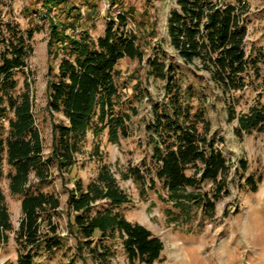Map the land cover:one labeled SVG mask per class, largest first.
<instances>
[{
  "label": "trees",
  "instance_id": "obj_1",
  "mask_svg": "<svg viewBox=\"0 0 264 264\" xmlns=\"http://www.w3.org/2000/svg\"><path fill=\"white\" fill-rule=\"evenodd\" d=\"M37 1L48 24V54L53 60L60 57L57 74L47 83V112L52 119L61 113L66 123H52L50 150L45 154L34 117L26 63L33 52L30 42L34 31H20L8 23L2 24L0 178L5 162L12 170L6 176L10 193L24 194L31 175L39 182L49 180L53 168L64 181V174L76 167V156L89 131L96 138L107 129L108 141L113 143L120 137H129L125 118L116 117L114 113V99L119 96L116 66L120 60L129 59L146 64V76L163 83V94L161 100L152 104L151 119L146 124L145 145L151 150L149 164H143L141 169L129 168L122 179H133L141 185L142 193L144 189L159 193L158 184L166 193V198L157 194L162 203L179 211L193 206L207 219H212L215 203L228 193L232 166L218 148L211 123L202 108L205 101L201 99H205V95L192 85L182 84L178 68L163 60L165 53L160 44L156 48L147 46L149 51L155 50L156 55L146 56L142 35L127 29L128 21L134 23L133 10L112 17L103 34L92 40L86 30L75 34L81 21L79 13H73L65 22H57L53 16L64 8L69 13L75 12L74 6H68L69 0ZM247 13V5L240 1L222 5L212 0H176V8L170 11L166 21L169 45L183 65L194 76L198 72L207 74L212 84L232 99L233 104L227 108L228 122L235 119L234 95L253 89L259 81L264 84L259 56H252V47L249 52L245 49ZM144 15L135 22L141 34L140 27L146 24ZM23 70L27 80L23 92L17 93L14 72ZM145 97L151 98L149 94ZM259 98L260 94L256 105L237 118L236 135L264 132V105L259 104ZM194 102H200L199 106ZM8 114L12 117L7 118ZM4 122L8 127L5 137ZM240 168L245 170L244 165ZM206 183L211 187L199 191ZM245 184L252 191L256 189L252 176L245 179ZM187 189L193 191L187 192ZM66 194L69 235L76 242L74 253L82 264H87L86 258L95 264H111L114 251L110 241L115 238L120 240L129 263L154 264L159 260L162 241L114 210L130 203V199L107 166L100 167L95 179L87 185L80 179L74 180L73 188L66 189ZM99 202L107 203L109 208L91 214ZM60 205L57 196L51 193L24 194L20 204L22 218L15 232L20 251L14 263L3 264H33L37 250L53 255L64 247L66 239L49 215ZM12 230L0 191V250L7 244Z\"/></svg>",
  "mask_w": 264,
  "mask_h": 264
},
{
  "label": "rangeland",
  "instance_id": "obj_2",
  "mask_svg": "<svg viewBox=\"0 0 264 264\" xmlns=\"http://www.w3.org/2000/svg\"><path fill=\"white\" fill-rule=\"evenodd\" d=\"M212 1L222 5L240 1L247 5L245 49L249 52L252 47V56H259L258 64L264 76V0ZM110 3L115 5L110 6ZM68 6H74L76 11L69 13L64 8L54 12L53 16L57 22H65L73 13H79L81 21L75 34L86 30L92 40L103 34L107 22L112 17L122 11L133 10L134 23L128 21L127 29L142 35L146 56L156 55L155 50L149 51L147 46L156 48L160 44L165 53L163 60L178 68L182 84L192 85L198 93L205 95V99H201L205 101L202 108L211 123L218 148L232 166V170L228 193L215 203L212 219H207L202 211L193 206H185L179 211L170 204L162 203L157 194L166 198V193L158 184L156 190L159 193L146 189L142 193L141 185L133 179H122V174L129 168L141 169L143 164H149L151 150L145 145L146 124L151 119L152 104L161 100L163 94V83L146 76L148 68L145 63L122 59L116 66L118 77L115 81L119 96L114 99V113L116 117L125 118L129 137H120L113 143L108 141L107 129L96 138L92 131H89L76 156L77 165L69 174H64V181L60 179L55 168L52 169L50 179L45 182H39L33 175L30 176V184L24 194L42 192L57 196L61 205L56 212L49 215L52 222L58 225L60 235L66 239L64 247L53 255H47L42 249L37 250L33 264H82L74 253L76 242L69 235L70 216L65 209L66 189H72L76 179L87 185L95 179L102 166L110 169L119 188L130 199V203L114 210L129 222L145 227L162 241L163 250L154 264H264V132L242 133L241 136L235 133L237 118L247 114L250 108L256 105L258 94L259 104L264 105V84L259 81L253 89L249 88L234 95L235 119L228 122L227 108L233 104L232 99L215 87L207 74L198 72L195 76L192 75L190 69L183 65L169 45L166 21L170 11L176 8V0H69ZM142 15L146 24L140 27L143 32L141 34L135 22H138ZM6 23L20 31H34L30 42L33 52L26 63L33 92L34 117L47 154L51 145L52 123H66L61 113L55 114L52 119L46 107L47 83L57 74L60 57L53 60L48 54V24L37 0H0V30L2 24ZM25 72H14L17 93L24 90V82L27 80ZM145 94H149L151 98L147 100ZM195 104L199 106L200 102ZM133 109L136 110L135 114ZM11 117L12 114L7 115V118ZM7 130V122H4L3 137L6 136ZM94 146L97 148L94 149ZM242 165L245 170L240 168ZM10 170L4 162L0 191L4 196L13 230L8 234L7 244L0 250V264L14 263L20 251L15 232L22 218L20 204L24 194L10 193L9 180L6 177ZM248 176H252L256 182L254 191L245 184ZM210 187L211 184L206 183L199 191L203 192ZM192 191L187 189V192ZM107 208V203L99 202L95 204L91 214L103 212ZM110 242L114 251L111 264H138L128 262L118 238ZM85 255L87 257V254ZM86 262L95 264L88 258Z\"/></svg>",
  "mask_w": 264,
  "mask_h": 264
}]
</instances>
